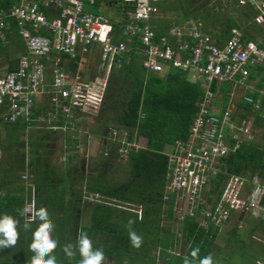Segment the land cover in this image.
Instances as JSON below:
<instances>
[{
    "label": "built area",
    "instance_id": "obj_1",
    "mask_svg": "<svg viewBox=\"0 0 264 264\" xmlns=\"http://www.w3.org/2000/svg\"><path fill=\"white\" fill-rule=\"evenodd\" d=\"M16 1L18 4L9 11H0V39L8 32V21L13 22L26 53L19 56L15 70L0 78L2 123H33L35 101L42 96L47 108L45 115H38L40 122L53 133L70 130L78 117L103 104L106 80L112 69L119 68L131 52L140 53L146 73L181 71L203 93L187 139L176 141L172 152L166 154L163 201L173 199L178 221L200 216L203 227L220 228L235 213L255 216L264 211V177L258 175H229L217 199L206 196L211 179L221 171L222 159L240 145L234 141V135L228 137L233 129L232 111L215 112L221 88H228L264 122V82L250 80V74L264 68V49L259 44L245 41L237 30H232L229 39L220 44L195 21L180 24L159 36L150 21L158 16V5L166 0H115L133 8L127 12L118 37L110 17L89 10L98 0ZM39 4L57 16L48 19L40 12ZM236 4L253 6L257 11L254 23L264 26V0H236ZM40 29L47 30L50 36L38 35ZM93 55H97L103 70L100 78H84L82 73L72 74L63 66L64 57L81 63ZM60 114L65 118L64 124L60 123ZM109 136V142L118 145L120 161L139 149L135 142L127 143L126 131L111 129ZM27 206L35 208L34 199ZM25 221L31 223L35 219L25 215Z\"/></svg>",
    "mask_w": 264,
    "mask_h": 264
},
{
    "label": "trees",
    "instance_id": "obj_2",
    "mask_svg": "<svg viewBox=\"0 0 264 264\" xmlns=\"http://www.w3.org/2000/svg\"><path fill=\"white\" fill-rule=\"evenodd\" d=\"M168 1L160 10L162 16H165L168 9L179 10L180 13H176L180 18L175 22L177 25L195 20L202 22L205 29L209 23L213 28L219 26L218 35L214 37L220 44L229 39L234 29L239 30L246 41L254 40L248 30L262 32L260 28L250 24L253 12L246 6L238 8L235 15L229 17L226 8L222 12L211 14L214 5L209 7L210 0ZM14 3L12 0H0V9L6 10ZM198 5L206 8L201 14L192 16L191 9ZM132 10L129 5L119 6L122 15L112 18L116 37L127 20V12ZM223 13L228 18H223ZM242 23L245 27L241 26ZM155 32L159 36L163 33L159 30ZM120 38L125 40L121 35ZM5 52L6 49L0 41V54ZM142 60L140 53L131 52L119 68L113 69L107 92L110 95L104 102L106 108L111 110L109 120H112V112L117 111L115 120L122 128L118 131L128 133L127 143L135 142L134 139L147 141L145 149L130 152L126 160L129 178L123 183L109 185L97 175L84 179L82 175L77 177L74 174L69 175L67 184L61 183L62 186H58L59 184H56L58 180H53L51 176L38 179L35 209L46 208L49 221L55 226L51 236L57 241V247L53 250L57 264H79L81 257L76 245L82 233L87 234L94 249L103 250L105 259L102 264H184L185 257L190 264H199L202 258L214 256L215 239L219 228L203 227L195 219L187 218L181 224V238H178L172 228L161 227L165 211L171 212L172 208L170 199L167 202L163 201L168 163L166 154L172 152L176 141L187 139L190 124L198 111L196 104L202 97L200 87L191 83L185 73L178 70L161 75L146 73L142 68ZM69 66L75 69L76 64L71 62ZM257 72L258 76H261V80L258 79L259 83L264 82V69L259 68ZM250 75V80L256 79L254 74ZM215 88L213 85L211 90L214 91ZM221 90L227 92L228 88ZM227 100L228 97L225 98V102ZM238 108L244 111L242 118L251 113L247 105L239 104ZM140 114H143L142 118ZM255 124L258 128H263L264 132V123L259 117ZM108 145L99 162L104 163L107 159L110 162L117 161L118 145L116 143ZM109 161L104 165L109 166ZM222 161L223 173L212 180L214 195L219 193L229 175L264 177L262 145L243 141L233 154ZM15 164L17 167H14ZM9 165L16 170L15 173L23 171L15 157L9 159ZM3 175L0 174V193L4 192L3 195L0 194V215H11L19 223L16 244L10 248L0 249V264H30L32 253L29 245L38 221L24 223L21 213L26 203L24 196L30 199L31 190L30 187L26 193L21 188H18V192H15V188L13 191L7 190V184L3 183ZM19 177V174L13 175L8 185L16 183ZM79 186L81 188L76 189ZM71 192L78 194L72 197ZM82 194L99 197L93 203L88 201L84 203V207H88L90 211L88 224H83L79 218L78 202L81 201ZM129 221H132L130 226ZM262 223L264 226V222ZM26 224H30L27 229ZM129 231L135 232L141 238L139 247L131 245ZM180 241L187 244L183 255L179 254ZM68 244L73 246L71 250L74 254L71 257L66 256L64 252V247ZM193 248L199 249L194 258L190 255Z\"/></svg>",
    "mask_w": 264,
    "mask_h": 264
},
{
    "label": "crops",
    "instance_id": "obj_3",
    "mask_svg": "<svg viewBox=\"0 0 264 264\" xmlns=\"http://www.w3.org/2000/svg\"><path fill=\"white\" fill-rule=\"evenodd\" d=\"M12 1H15V3L11 5V7L7 8L6 10L0 9V11H9L12 7L18 4L16 0H12ZM168 2L169 1L166 0L158 5L159 13H160L161 8L164 5H167ZM216 2L217 3L219 2V4L221 3L223 5V8H226L225 11L227 12V15L229 17L234 16L238 8L245 7V6H242V7L238 6L236 4V0H216ZM38 6H39L40 12L45 13L48 19L52 20L53 18L57 16L56 13H51L47 11L46 10L47 8L44 5L39 4ZM119 6L121 5L118 4V2L115 0H98L97 5L95 7L89 8V10L97 14L106 15L107 17H110V19H112L113 17H117V16L119 17L122 15V13L119 11ZM246 7L253 12V17L251 19L250 24L254 25L255 27L260 28L263 32L264 26H259L254 23V18L257 15V11L255 10V8L249 4H247ZM178 12L179 10L173 11V10L168 9L165 12V16L163 17L157 16V17L152 18L150 21V25L152 29L154 31L155 30L162 31L163 32L162 34H165L169 29L180 25V24L177 25L174 23V25L169 26V24L164 23L165 21L164 19L166 18L167 14L176 15V13ZM189 21H195V20H189ZM189 21L183 22L182 24H185ZM195 22H199V21H195ZM199 23L202 25V29L206 34H208L207 32L211 30L212 35L211 34H208V35L216 39L214 36L218 35V32L217 34H215V30L219 31L220 30L219 26L217 28H213L210 24V28L208 30V27H206L207 29H205L202 22H199ZM7 25L9 28L8 32L6 33L3 39H0L2 46L5 47L6 49L5 54H2V53L0 54V78H2L6 72L15 70L17 68V62H18L19 56H22L26 53L24 41L18 35L17 27L15 26V24L11 21H8ZM234 30H237V29H234ZM37 34L41 36H50V33L45 29H40L39 31H37ZM253 42H255L256 44H259L264 49V45H261L260 43L254 40ZM71 62H72L71 60L67 58H63L64 68L72 74L76 72H80L82 73V76L84 78H89V79L100 78L103 76V70L100 66L97 55L89 56L86 62L75 63L76 64L75 69L74 67L71 68L70 67L71 65L69 66ZM111 72L106 80V83H107L106 93L108 92V84H109V79H111ZM254 75L256 77L255 81L258 79L261 80L260 79L261 76H258V73ZM106 93H105V96H107ZM201 93H202V90H201ZM226 97H228V100L225 102ZM234 99L235 98L230 91L225 92L224 90H222L221 99L220 101H216V104H215V107H216L215 112L218 113V112L224 111L225 109H229L232 111L234 109V106H233ZM45 102H46L45 97L39 96L36 98L34 122L31 124H26L25 122H22V121L16 122L17 124L16 123L4 124L2 123L0 119V161L2 159L5 160V165H4V162L0 163V174L1 173L4 174L3 183L7 184V190L9 191L11 190L13 191L15 188V192H18V188H21V190L24 189V192L26 193L28 191V187H30L31 198L28 199L27 196H24V201L26 200L24 208L30 202L31 199L35 200V193L37 191L36 185L39 183V180L36 175L38 171H40L43 174H48V176H51L53 180L55 177L54 175H59L60 177L62 176V174L65 175L66 173V175L73 176L75 174V171L76 172L79 171V173L77 174H81L82 176H83L82 173L84 172L85 173L84 177H94L93 173L92 175H87L89 173L87 172L88 170H87V165L85 166V161H89V159L92 160L94 158L93 154L96 148L95 147L96 142L94 139L99 138L98 136H100V138L102 139V143L104 144L103 148L107 151L109 147L108 143H110L109 142L110 130L113 129V128H109L111 126L109 123L111 112L107 114L108 117L100 115L99 119L95 118L96 121L94 124L93 122H91V124L89 122L81 123L85 121L84 119L86 118L85 116H87L86 114H89V113H86L84 114L85 116L82 115L74 121V126L70 130L53 133L49 131L47 127L45 126V124L40 122L38 118V114L45 115V111L47 108L45 106ZM104 102H105V99H104ZM239 104H242V103L238 102L237 104H235V106L237 110L240 111V120L242 122L237 121L236 123H234V117L232 115V124L234 123L233 127L234 126L235 127L228 133V137L231 138V136L234 135V138H235L234 141L237 140L240 144L243 141L244 142L252 141V140L238 138V136L240 135V132L242 131L241 129L242 126L244 127L245 125H247V128L250 129L249 125H251L253 129L261 130V131L263 128H258L257 125L255 124V120L259 117L258 115L250 114V115H245V117L242 118L244 111L243 109L238 108ZM100 108H103V106L101 105L100 107L96 108V110L92 112H96ZM59 116H60V123L64 124V120H65L64 116L61 114ZM113 118L115 119L116 117L112 116V120ZM113 122L117 123V120ZM107 127H108V130H106ZM101 130L104 131L103 134H101L100 132ZM15 138L18 139V141H20L21 144L19 146H17L16 144L17 142ZM5 139L7 142L5 141ZM134 140H135V143L138 144L139 140L138 141H136V139ZM144 141L145 143H147V141L143 139V142ZM234 141L231 140L230 146H233ZM7 143H9L10 146H7L6 145ZM139 149H144V148L139 146ZM13 157H15L19 161L21 167L23 168L22 172L15 173L11 165H9V159ZM104 163L98 161L97 163H95L96 165L95 168L97 169L101 167L102 169H107L109 166H105ZM223 165L224 164L222 161V167ZM222 167H221V171L217 173L216 176L211 179L210 190L208 191V193H206V196H210L212 200L217 199L219 196V193L221 192L220 190L217 195H214L213 193L214 188L212 186V180L217 178L218 174L223 173ZM15 174L17 175L19 174L20 179L16 181V183L8 185V182H10L13 179L12 176ZM99 175L100 173L98 172V176ZM59 177H55V178L59 179ZM243 177H251V176L249 175V176H243ZM102 179L105 180V177ZM22 192L23 191H21V193ZM0 194L3 195L4 192H1ZM170 200L172 202V208L170 209L171 212H166L167 214L166 218L168 221H173V219L175 220L176 228H173V230L175 231L177 237L181 238V231H182L181 224L184 221L182 223L178 221L177 215L176 216L174 215L173 199H170ZM263 205H264V201H263ZM259 213H260L259 215H255V216H252L251 214H246V215H241L238 213L233 214L230 220L224 225L226 230L222 231L220 230L221 228H219L217 231V237L215 239V246L217 245V241H216L217 239L222 240L228 245H225L222 248H220L221 250L216 246V249L213 251V253L217 251L219 255H223V254L225 255L226 253L235 254L237 250L240 251V244L244 248V252H245L247 249V246H246L247 239H250V237L254 239L255 238L254 235H257V233L253 235L254 232L259 231L264 236V226L262 223L264 222V211L259 212ZM245 216H249V218L246 219ZM252 219H256L255 220L256 224H259V225L261 224L260 230H257L256 228L257 225L256 226L253 225V227H250L249 229L250 232L244 236V232L240 233L239 230H237L238 223L245 225ZM195 220L202 225V220H203L202 217L199 216ZM23 221L24 223H28L25 221V215H23ZM246 225L250 226L251 222H249V224H246ZM228 229L230 230L229 232L227 231ZM230 243L234 244L233 248L230 247L229 245ZM179 254L181 253L179 252ZM258 254H260L261 256H259V258L257 257L258 258L257 261L263 262L264 249L260 248L258 250ZM216 259L214 263H216Z\"/></svg>",
    "mask_w": 264,
    "mask_h": 264
},
{
    "label": "rangeland",
    "instance_id": "obj_4",
    "mask_svg": "<svg viewBox=\"0 0 264 264\" xmlns=\"http://www.w3.org/2000/svg\"><path fill=\"white\" fill-rule=\"evenodd\" d=\"M198 2H201V1H198ZM208 5H209V7L214 5L213 6L214 8L211 10V14H214L215 12H219V11H224L225 10L223 8V5L221 3L219 4V2L217 3L216 0H210V2H209ZM204 8H206V7H199V5L197 7H193L191 9L190 14L192 16H194V14H201ZM158 16L163 17L160 13H158ZM222 17L223 18H228V16L225 15L224 13H223V16ZM179 19L180 18H178L176 15H170V14L168 15L167 14L166 18L164 19L165 20L164 23L169 24V26L170 25H174V23L176 21H178ZM209 24H211V23H209ZM241 26L242 27H245L244 23H242ZM207 27H208V30H209L210 25H208ZM263 29H264V27H263ZM209 32H211V30H209ZM217 32H219V31L215 30V34H217ZM248 33H249L250 36L253 37L254 41L260 43L261 45H264V31L263 32H259V31H256V30L254 31L253 29H251V30H248ZM125 40H126V38H125ZM109 81H110V79H109ZM106 95L107 96H105V100L108 98V96L110 94H107L106 93ZM234 98H235L234 99V104H233L234 109L232 110L233 117H234V123H236L237 121L242 122L240 120V111L237 110V108L235 106V104H237L238 102H240V100H239V97L238 96H235ZM102 106H103V108H100L98 111L92 112L94 110H91L89 112L90 115L89 114H86L87 116L84 115L86 117L84 119L85 121L84 122H81V123L89 122L91 124V122H93V124H94L95 121H96V119L97 118L98 119L100 118V115L107 116V114L110 113V111L106 108V104H104V102H103ZM116 112L117 111H114L115 114L113 113V116L117 115ZM115 119L112 120V121L109 120V123L111 125L109 128H113L116 131L122 130V128L119 127L117 123L113 122V121H116ZM249 127H250V129H248L247 128V125H245L243 127L242 131L240 132V135L238 136V138L252 140L251 142L253 144L262 145L264 147V132L261 131V130L253 129L251 127V125H249ZM100 132H101V134H103L104 131L101 130ZM118 132H120V131H118ZM98 137L99 138L94 139L95 142H96V145H95L96 148H95V152L93 154L94 158L92 157L93 158L92 160L89 159V161H85V166L87 165V170H88L87 172L89 174H92L93 173L94 176L95 175L98 176V172H99L100 173L99 176L102 177V178L105 177V181H107L109 185H117L119 183L125 182L126 179L129 178V173H128L127 166H126V161L110 162L107 159L106 162L109 161V167L107 169H102L101 167L100 168H97V169L95 168V163H97L98 161H101L103 152L106 151L103 148L104 147V144L102 143V139L100 138V136H98ZM5 141H6V139H5ZM16 142H17L16 143L17 146H19L21 144L20 141H18V139H16ZM6 145L7 146H10L9 143H7ZM137 145L145 149L147 144L145 143V141L143 142V139H139V142H138ZM1 162H5V160L2 159L0 161V163ZM14 167H17V165L15 164ZM14 171H16V170H14ZM77 173H79V171L78 172L75 171V175H77V177H80L81 174H77ZM82 174H83V178L86 179V177H84L85 176V173L83 172ZM36 175H37V178L38 179H42V178H45L46 176H48V174H43L40 171H38V173H36ZM54 176L55 177H59V175H54ZM55 177H54V179L59 180V181H56V184L57 185L59 184L58 186H62L61 183L67 184L69 175H66V173H65V175L62 174V176H60L59 179L58 178H55ZM80 188H81V186L76 187V189H80ZM65 189H66V187H65ZM71 194H72V197H74L78 193H76V192H73L72 193L71 192ZM86 197L87 196H85V194H82L81 201L78 202V204H80V207H78L79 218L81 219V222L83 224H88V222H89V217L88 216H89V213H90L89 208L88 207H84V201L86 200V201H88L90 203H93L94 202V201H89ZM166 212L167 211H165V214L163 216L164 219L162 220L161 227H170L172 229L173 228H176L175 227L176 224H175V220L174 219H173V221L166 220V217H167ZM174 215L176 216V212H174ZM245 217H246V219L249 218V216H245ZM175 219H176V217H175ZM255 220L256 219H252L251 221H249V222H251V225L250 226L246 225V224H249V222L246 223L245 225L238 223L237 230H239L240 233H243L244 232V236L250 232L249 229H250V227H253V225H255V226L257 225L256 226L257 230H260L261 224L260 225L259 224H256V221ZM220 228H221L220 230H222V231L223 230H226L225 227H224V225L221 226ZM227 231L229 232L230 230L228 229ZM256 233H257V235H254ZM253 235L255 237L254 239L251 238V237H250V239H247V245H246L247 246V249H246L245 252H244V248L241 246V244H240V251L237 250L235 252V254L229 253L230 254L229 255V254L226 253L225 255L224 254L223 255H219L218 252L216 251L215 253H213L214 256H216V257H214V256L212 257L213 263L215 262V259L217 258L216 259V263H214V264H257V260H258L259 256H261L260 254H258V250L260 248H263L264 249V236L259 231L254 232ZM216 241H217V245L216 246L219 249L222 248L225 245H228L227 243L223 242L222 240H218L217 239ZM230 241H232V240H230ZM229 245H230L231 248L234 247V244L233 243H230ZM179 247L180 248L182 247V249H180L179 252L181 254H184L185 251H186V248H187V244L185 242H183V241L182 242L180 241ZM239 253H240L241 256L239 255Z\"/></svg>",
    "mask_w": 264,
    "mask_h": 264
},
{
    "label": "clouds",
    "instance_id": "obj_5",
    "mask_svg": "<svg viewBox=\"0 0 264 264\" xmlns=\"http://www.w3.org/2000/svg\"><path fill=\"white\" fill-rule=\"evenodd\" d=\"M90 197H92V199H90ZM86 198L89 201L95 202L99 197L90 194ZM21 214L30 215L31 219L38 221V226L32 233V241L29 245L30 252L32 253L30 264H57L56 256L53 252L57 247V241L51 236L55 226L49 221L47 209L44 207L35 209L34 206H27L23 208ZM18 223L19 221L11 215H0V249L10 248L16 244L18 238ZM131 223L132 221H129V226ZM28 227H30V224L25 225L26 229ZM128 235L131 245L133 247H139L142 242L141 238L133 231H129ZM72 247L71 244L64 247L66 256H73ZM76 248L81 257L79 264H102L105 259L103 250L94 249L91 240L85 233L79 236ZM198 252V248H193L190 255L194 258L197 256ZM184 264H190L187 257H185ZM199 264H213V259L210 255L206 256L199 261Z\"/></svg>",
    "mask_w": 264,
    "mask_h": 264
},
{
    "label": "flooded vegetation",
    "instance_id": "obj_6",
    "mask_svg": "<svg viewBox=\"0 0 264 264\" xmlns=\"http://www.w3.org/2000/svg\"><path fill=\"white\" fill-rule=\"evenodd\" d=\"M107 156V155H106ZM117 161H119L118 157H117ZM87 175H92V174H87Z\"/></svg>",
    "mask_w": 264,
    "mask_h": 264
}]
</instances>
